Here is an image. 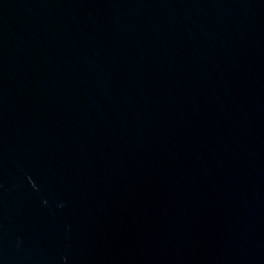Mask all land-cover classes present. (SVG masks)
<instances>
[{"label":"water","instance_id":"water-1","mask_svg":"<svg viewBox=\"0 0 264 264\" xmlns=\"http://www.w3.org/2000/svg\"><path fill=\"white\" fill-rule=\"evenodd\" d=\"M0 264H264V0H0Z\"/></svg>","mask_w":264,"mask_h":264}]
</instances>
